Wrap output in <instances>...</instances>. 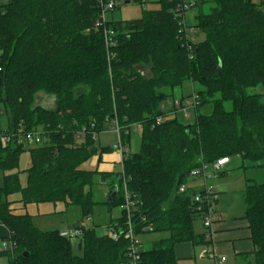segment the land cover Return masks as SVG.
<instances>
[{
	"label": "trees",
	"instance_id": "1",
	"mask_svg": "<svg viewBox=\"0 0 264 264\" xmlns=\"http://www.w3.org/2000/svg\"><path fill=\"white\" fill-rule=\"evenodd\" d=\"M190 2L192 9L200 7L195 25L187 26L194 30L193 43L177 17L178 6ZM157 4L138 20H109L95 28L102 12L98 0H0V120L5 117L3 128L15 135L41 130L48 139L29 150L24 188L13 173L24 146L16 140L0 145V226L15 245L13 260L0 255L9 264H128L129 247L123 236L112 241L95 227H81L77 244L57 231H39L29 215L16 213L12 195H20L23 207L63 203L88 218L98 205L94 190L110 180L108 194L117 189V195L104 204L121 210L126 188L135 204L131 222L137 236L168 235L141 250L140 264H178L177 245L209 243L206 232H194L202 212L193 189L179 192L194 181L191 172L232 157L264 167V0H214L207 11L204 0ZM108 29L116 34L111 64ZM194 35L203 39L196 42ZM140 67L148 68L149 77ZM185 82L201 88L195 123L168 118L157 124L170 92ZM39 95L53 97L55 108L40 107ZM205 105L212 107L209 116L198 112ZM115 123L123 146L130 145L132 127H141L138 150L124 154L122 173L83 170L99 152H112L96 147L95 138ZM244 204L254 251L236 257L264 264V183L246 186ZM125 222L121 210L110 229ZM148 227L152 231H144Z\"/></svg>",
	"mask_w": 264,
	"mask_h": 264
},
{
	"label": "rangeland",
	"instance_id": "2",
	"mask_svg": "<svg viewBox=\"0 0 264 264\" xmlns=\"http://www.w3.org/2000/svg\"><path fill=\"white\" fill-rule=\"evenodd\" d=\"M158 0H144L143 4L137 2H131L128 5L124 4V1L120 0L118 8L107 14V19L116 22H129L138 20L142 17L144 12L157 10L159 5L157 4ZM206 4L203 5V11H207L208 7L213 4L214 0H204ZM200 7L191 9L187 14L186 22L189 27L195 25L194 16L199 11ZM196 42L201 41L203 36H196ZM139 71L145 73L146 77H149L148 68L140 67ZM201 90L198 84H192L191 82H185L180 88H176L171 91V97L168 101L172 100H181L182 98L192 99L194 95H197ZM42 96V95H39ZM38 98V97H36ZM37 102V101H36ZM199 114L203 116H209L212 113V107L210 105H205L199 108ZM196 110L189 109L186 117V114L183 112H178L173 114L169 119H175L177 122L189 126L195 123L196 120ZM1 127H5L6 118L3 117L0 121ZM140 131L137 127H133L129 131L130 145L124 146L123 151L127 150L128 153H133L138 150L139 141H140ZM119 137L118 135L109 129L101 132L95 138V144L98 148L108 147L112 150L111 153H115V147L118 146ZM38 145L33 146H24V152L21 154L19 159V166L16 171L19 177V183L22 188L27 184V175L26 171L31 166L29 150L39 148ZM110 153V154H111ZM102 159L108 157V154H100V152L93 156L86 164L81 168L86 171L97 170V163L94 159ZM106 161L109 158L105 159ZM104 161V160H103ZM121 164L114 165L115 173L121 172ZM212 167H208V171L212 172ZM110 180L100 183L94 190L95 201L98 205L93 208V212L90 217L86 218L83 216L80 208L78 207H66L63 203L57 204H41V205H28L23 207V205L18 202L21 200L19 194L12 195L9 200L15 202L14 206L16 213L23 215L27 214L32 218L33 225L39 231L42 232H62L70 231L73 229L74 225L84 228H93L98 235H104L110 230L109 226L112 221L117 220L120 217L121 210L119 208H109L104 203L107 200L108 188ZM117 183V181H115ZM264 183V167L259 164H252L246 161H243L240 157H232L228 165H226L222 172L215 176L210 184L213 185L218 190V201L216 209L221 211L223 218L225 220L230 219H244L246 207L244 204V191L248 184L251 185H260ZM3 186V173L0 171V188ZM194 232L196 234H202L204 232V227L201 220H197L193 224ZM168 237L164 233H149L144 234L139 237L142 250H148L153 247V245L161 240H164ZM8 244L7 241H4ZM73 244H77V241H72ZM3 246V241H0V250ZM194 258L189 260L187 264H213L207 258L203 259L202 254L205 251V246H195L194 247ZM207 250V249H206ZM4 253V252H0ZM8 254V253H7ZM228 261L224 264H246V262L235 256L227 257ZM0 264H9V258L4 254L0 255Z\"/></svg>",
	"mask_w": 264,
	"mask_h": 264
},
{
	"label": "built area",
	"instance_id": "3",
	"mask_svg": "<svg viewBox=\"0 0 264 264\" xmlns=\"http://www.w3.org/2000/svg\"><path fill=\"white\" fill-rule=\"evenodd\" d=\"M100 7H101V17L100 20L97 21L95 24V28L105 26V24L109 21L107 19V14L112 13L113 10L119 6V0H110L108 3H104V0H98ZM194 3H182L180 6H178V18H180L181 23L183 24V31L185 38L190 40V42H194L192 38V34L194 33L193 29L187 28V14L189 11L193 8ZM116 34L111 30H105L104 36H105V49L107 53V62L108 64H111V62L114 60L115 55L113 53V48L116 47V42L114 40V36ZM190 49V46H188ZM0 57H1V51H0ZM0 68V73H1ZM110 71V68H109ZM199 105L198 97L197 95H194L192 99H181V100H172L167 101L162 107L161 110L164 111V115L161 117H158L156 119L157 124H161L165 119L170 118L173 114H177L178 112H183L186 114V117H188V110L194 109L196 110ZM1 121V120H0ZM1 123V122H0ZM133 127H137L141 133V127L136 125ZM132 127V128H133ZM119 137V143L118 146L115 147V151L120 152L121 159L120 164L122 167V163L124 161V154H128V151H123L122 148L124 147L122 144V141L120 139V129L118 125L115 123L112 129ZM128 134V132H127ZM17 141L18 144H22L23 146H46L48 144V139L45 137V134L41 130L33 131L26 133L24 135H15L7 130L5 128L1 127L0 124V145L2 147L8 146L11 142ZM229 159L222 158L217 160L214 164L211 165L212 172L208 171L209 166H202L200 169L195 170L191 172L190 178L194 180L192 183L188 185H183L180 187L179 192L183 193L188 188L193 189V201L195 204H197V210L202 212V224L206 232V239L208 242H210L212 237V227L215 222L221 221V215L216 212V206L218 201V190L213 187V185L210 184V181L220 174L222 172L223 168L229 164ZM122 173V170H121ZM135 206L134 202L131 199L130 194L127 192L126 188H124V204L121 207V210L125 212L126 214V222L123 227L115 229H110L108 232H106V236L112 240L116 241L121 236L124 237L125 240L129 242L128 247V264H140V253H141V244L139 241V236L135 234V230L133 228L132 222H131V214H132V208ZM84 228V227H83ZM152 231L151 227H148L147 229H144V231ZM58 236L62 239H66L69 241H78L82 236L81 227L80 228H73L70 231H62L58 232ZM4 241H7L8 244ZM3 241V246L0 250V252L8 253L11 255V260H13V254L15 251V245L9 238L7 240ZM208 259L213 264H224L226 262L225 257H218L216 254L209 250L207 253Z\"/></svg>",
	"mask_w": 264,
	"mask_h": 264
},
{
	"label": "crops",
	"instance_id": "4",
	"mask_svg": "<svg viewBox=\"0 0 264 264\" xmlns=\"http://www.w3.org/2000/svg\"><path fill=\"white\" fill-rule=\"evenodd\" d=\"M37 101L38 105L44 109L50 110L55 108V99L51 96H39ZM110 128L113 129V126ZM106 158H109V160L106 161ZM94 159L97 163V171L109 174L114 171V165L120 163L121 154L120 152L108 154V157L103 158L104 161L101 158L97 159V157H94ZM216 212L221 215V221L214 223L211 240L208 244H204L205 251L202 254V258L208 259L207 253L209 250H212L218 257H225L226 262L229 256L236 257L237 255L251 254L254 251V247L250 240L247 222L243 218L225 220L221 211L216 209ZM75 226L76 225H74L73 228ZM109 226L110 224L107 225V228ZM203 231L205 232V229ZM204 232H202V234ZM8 238V231L3 226H0V241L7 240ZM194 252V246L188 243L177 245L174 249L178 264H187L189 260L194 258Z\"/></svg>",
	"mask_w": 264,
	"mask_h": 264
},
{
	"label": "water",
	"instance_id": "5",
	"mask_svg": "<svg viewBox=\"0 0 264 264\" xmlns=\"http://www.w3.org/2000/svg\"><path fill=\"white\" fill-rule=\"evenodd\" d=\"M124 4H125V5H128V4H130V2L127 1V2H124ZM218 73H219V75H220V68H219V70H218ZM12 128H13V127H12ZM96 150H97L96 148H93V151H96ZM116 195H117V189H114L113 192H112V190L109 192V194L107 195V201H108L109 204H112V203H113V200H114V198L116 197ZM74 228H75V227H74ZM81 248H82V243L79 242V243H78V250L80 251ZM25 256H26V254H25Z\"/></svg>",
	"mask_w": 264,
	"mask_h": 264
}]
</instances>
